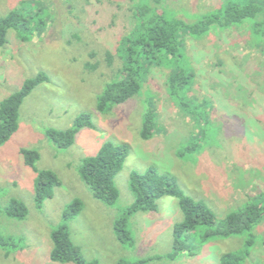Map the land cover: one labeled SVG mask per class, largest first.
Listing matches in <instances>:
<instances>
[{"label": "rangeland", "instance_id": "obj_1", "mask_svg": "<svg viewBox=\"0 0 264 264\" xmlns=\"http://www.w3.org/2000/svg\"><path fill=\"white\" fill-rule=\"evenodd\" d=\"M248 1L0 0V18L21 6L37 13L28 20L32 31L11 29L0 48V104L40 73L48 77L22 105L17 133L0 146V235L18 240L16 249L0 247V264H61L51 259V237L76 199L84 209L67 225L88 261L222 264L223 255L243 253L249 233L207 242L205 234L215 228L202 227L186 239L195 255L170 260L175 227L184 220L175 197L161 199L156 212L130 217L133 244L121 243L115 226L134 202L132 174L151 167L175 177L183 195L204 202L220 222L264 196V22L257 28L251 21L226 29L216 25L196 36L184 32L178 61L164 59L150 67L138 95L105 113L98 102L123 79L122 42L136 29L139 6L151 8L147 19L165 10L168 18L196 25L223 17L230 4ZM42 20L45 26L38 30ZM176 68L192 74L189 89L178 98L169 87ZM150 112L154 134L145 140L142 130ZM83 113L92 116L94 128L80 129L72 147L58 146L49 131L73 129ZM107 142L131 147L115 179L120 198L114 206L97 200L81 177L84 160L97 156ZM24 150L40 154L37 170L27 165ZM38 171H52L62 183L42 208L36 203ZM13 199L27 206V219L5 213ZM253 232L245 264H264V221Z\"/></svg>", "mask_w": 264, "mask_h": 264}, {"label": "trees", "instance_id": "obj_2", "mask_svg": "<svg viewBox=\"0 0 264 264\" xmlns=\"http://www.w3.org/2000/svg\"><path fill=\"white\" fill-rule=\"evenodd\" d=\"M140 1V0H139ZM162 2V0H157ZM149 6H139L135 15L139 17L136 29L131 37L123 40L122 47L126 51L125 65L123 68V79L110 85L105 93L99 98L98 110L102 113L108 112L115 105L125 103L138 95L142 89L141 77L150 67L162 60L171 62L178 61L181 56L182 33L197 34L208 33L213 26L222 29L231 28L235 25H243L251 21L257 28L264 22V0H249L245 4H230L227 6L224 16L221 18H206L201 24L190 25L177 17L168 18L167 11L162 14L155 13L147 19L145 15L151 13ZM25 7L10 12L4 18H0V48L8 43V33L11 29L18 32H30L28 20L36 15ZM38 30L45 26V21H40ZM30 41L28 37L23 39ZM190 74L185 69L176 68L171 74L169 87L174 97H180L190 87ZM48 81L44 73H40L33 79L25 82L22 89L11 95L0 104V146L6 144L19 129L20 109L27 97L41 84ZM183 99V98H182ZM184 106V103H183ZM155 116L150 112L145 117L142 137L149 140L154 134ZM94 128L92 116L87 113L81 114L73 129L66 131H49L50 138L61 148H70L75 143L76 135L80 129ZM130 145H119L107 142L95 157L84 160L81 167V177L90 187L94 197L106 205L114 206L119 198L120 192L116 185V176L123 171L126 160L130 155ZM23 154L27 165L37 170L36 164L40 160L37 151L24 150ZM61 180L52 171H38L36 185V203L42 208L44 203L54 197V191L61 186ZM130 188L133 193L134 202L127 210L126 216L116 222L115 230L118 240L123 244H133L134 239L128 231V222L132 215L139 212L158 211V202L165 197H175L180 201L184 214V220L175 227L174 253L168 258L177 260L183 254L195 255L193 249L186 245V239L190 233L202 227L215 228L213 232L205 234V241L210 237H231L249 233L251 238L246 242L243 253H227L222 256V264H245L250 256L254 241V229L264 221V196L258 197L248 204L246 209L230 213L222 222L216 214L204 202L197 201L191 196L183 195L178 181L171 175L162 173L156 167H151L144 173L134 172L130 179ZM84 209L81 200H74L63 213V224L52 233L54 248L51 259L61 264H100L99 261H88L71 237L68 222L77 217ZM5 213L12 219L25 220L29 210L27 206L16 199L5 209ZM18 240L14 237L0 235V247H18ZM119 264H129L121 260ZM141 264V263H140ZM146 264V261H142Z\"/></svg>", "mask_w": 264, "mask_h": 264}]
</instances>
